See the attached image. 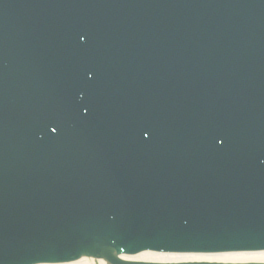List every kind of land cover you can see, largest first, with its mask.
Masks as SVG:
<instances>
[{
  "label": "water",
  "instance_id": "obj_1",
  "mask_svg": "<svg viewBox=\"0 0 264 264\" xmlns=\"http://www.w3.org/2000/svg\"><path fill=\"white\" fill-rule=\"evenodd\" d=\"M256 246L264 0H0V264Z\"/></svg>",
  "mask_w": 264,
  "mask_h": 264
},
{
  "label": "bare ground",
  "instance_id": "obj_2",
  "mask_svg": "<svg viewBox=\"0 0 264 264\" xmlns=\"http://www.w3.org/2000/svg\"><path fill=\"white\" fill-rule=\"evenodd\" d=\"M126 259L136 260H151V261H186V260H213V261H246L258 260L264 261V251L260 252H247V253H227V254H154V253H139L133 257H122ZM94 259L91 257H80L73 261H68L63 264H93ZM98 262H101L98 260Z\"/></svg>",
  "mask_w": 264,
  "mask_h": 264
}]
</instances>
